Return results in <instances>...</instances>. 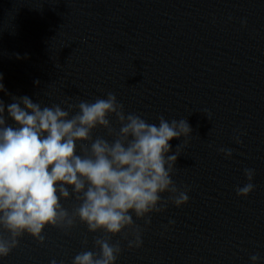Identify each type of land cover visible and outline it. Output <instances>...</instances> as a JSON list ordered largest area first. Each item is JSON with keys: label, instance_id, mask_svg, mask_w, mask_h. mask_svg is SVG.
I'll return each instance as SVG.
<instances>
[{"label": "clouds", "instance_id": "9594fccd", "mask_svg": "<svg viewBox=\"0 0 264 264\" xmlns=\"http://www.w3.org/2000/svg\"><path fill=\"white\" fill-rule=\"evenodd\" d=\"M12 99L7 115L15 126L7 124L0 100V257L17 248L25 234L43 244L46 228L67 234L78 220L89 233L104 236L93 240L99 252L81 251L72 264H115L122 247L121 241L112 242L113 236L121 235L129 249L140 248L142 228L136 220L150 225V214L165 211L169 203L178 208L188 203L189 189L180 190L172 179L181 143L174 153L170 144L181 137L187 143L192 128L186 118L168 121L161 115L158 125L149 123L126 114L112 92L94 101L67 103L66 108L42 106L28 96ZM98 127L112 139L93 138ZM235 141L242 143L239 137ZM218 151L232 156L231 149ZM244 175L248 183L236 187L241 197L255 188V170L245 168ZM69 199L78 202L71 211L62 203ZM82 243L87 245V239ZM249 259L257 264L261 257L255 253Z\"/></svg>", "mask_w": 264, "mask_h": 264}, {"label": "water", "instance_id": "95a60500", "mask_svg": "<svg viewBox=\"0 0 264 264\" xmlns=\"http://www.w3.org/2000/svg\"><path fill=\"white\" fill-rule=\"evenodd\" d=\"M3 234V233H2ZM0 264H22L14 250L7 257H0Z\"/></svg>", "mask_w": 264, "mask_h": 264}]
</instances>
